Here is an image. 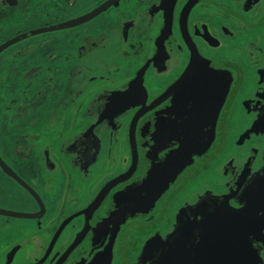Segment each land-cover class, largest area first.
I'll return each mask as SVG.
<instances>
[{
    "label": "flooded vegetation",
    "instance_id": "1",
    "mask_svg": "<svg viewBox=\"0 0 264 264\" xmlns=\"http://www.w3.org/2000/svg\"><path fill=\"white\" fill-rule=\"evenodd\" d=\"M92 1L0 0V47L32 33L0 53V110L9 90L18 96L20 93L11 99V107L29 110L37 98L36 90L44 93L45 86L54 80L67 84L57 65L70 67L76 57L73 50L62 57L54 47H74L77 41L85 44L88 32L82 34L79 29L119 4L124 11L112 16L111 33L121 28L124 43L133 42L128 43L127 61H132L130 67L134 68L132 81L138 80L127 100L108 102L104 93L98 98L95 92L86 91L88 85L78 95L77 90L66 91L61 115L38 130L33 128L35 122L23 121L19 125L26 130L24 136H14L15 127L1 130L0 119V136L6 137L8 130L7 136L12 138L8 147L11 157L0 154V159L29 187L0 168V209L33 217L0 215V264H153L171 251L170 246L160 244L173 233L178 236L171 246H177L176 240L186 237L185 226L189 225L190 234L196 236L190 244H199L198 229L203 230V224L217 216L231 220L236 232L230 239L236 254L247 245L258 264H264V214L259 212L264 195V0H121L81 25L45 30L83 17L109 0H98L93 9L76 15L83 4ZM188 4L183 17L187 39L196 45L202 63L180 93L176 108L180 109L172 118L165 119V108L173 102L169 98L139 120L135 136L138 160L134 164L132 119L191 64L180 29L181 12ZM196 21L201 23L192 32ZM206 25L218 32L211 33L215 38L210 45L194 37L205 35ZM172 48L175 52L170 51ZM167 52L170 56L166 62L154 69V62ZM70 87L77 85L70 82ZM118 91L125 89L121 86ZM206 94L214 95V101L205 102ZM114 101L124 102L122 108L101 120ZM205 103L212 108L214 104L220 106L215 127L201 125L200 117L205 112L206 118H210L208 112L212 114ZM196 110L200 113L195 123L198 135L214 133L208 151L195 156L193 164L151 208L138 207L121 218L124 208L135 202L133 197L127 202L119 200V194L132 191L145 178V158L153 134L145 137L144 123L158 117L157 130L177 136L178 126L191 120L194 123ZM13 122L11 116L6 120ZM207 140L209 137L198 149L204 148ZM245 208L249 220L237 215ZM150 240L153 243L148 245ZM145 250L149 251L144 256Z\"/></svg>",
    "mask_w": 264,
    "mask_h": 264
},
{
    "label": "water",
    "instance_id": "2",
    "mask_svg": "<svg viewBox=\"0 0 264 264\" xmlns=\"http://www.w3.org/2000/svg\"><path fill=\"white\" fill-rule=\"evenodd\" d=\"M120 1L121 0H109L103 5H101L99 8L95 9L93 12L83 17H80L74 21H71V22H68L62 25L54 26V27H51L45 30L61 31L64 29H68V28L81 25L99 16L108 8L117 5ZM187 8H190V4L186 5L181 12L180 29H181L184 41L187 47L189 48V53L191 56V64L174 84H172L163 94H161L156 99H154L150 104L141 108L135 114L134 118L132 119L131 127H130V138H131V143H132L133 150H134L133 152L134 164L138 160V153H137V149L135 145V136L137 133V124L139 120L142 117H144L147 113H149L150 111H153L155 108L160 106L163 100L165 101V100H168L169 98H172L173 102L171 106L165 108L167 110V116L165 117V119H168L169 117L173 116V114L177 113L178 110L180 109V108L176 109L178 103L180 102L178 100V97L180 96L181 92L187 89V86L189 85V83L198 74V70H199L198 67L202 63L200 61L199 52L197 50L196 45L193 43L191 39L189 38L187 39V36H188L187 28H186L187 22H185L183 19ZM168 12L169 11L166 10L167 14ZM238 19L244 22L245 25L249 24L248 21H246L245 19L241 17H238ZM184 22H185V28H186L187 35L185 34L184 29H183ZM200 23H201L200 21H196L192 25V32H194L196 28H198V25ZM206 26L207 28H205L204 31H207V32L205 35L197 36L195 34L194 37L195 38L199 37V39H201L202 42H204L207 45H210L211 41L214 40L215 38L212 36V34L216 33L217 35L218 32L213 26L211 25L210 26L206 25ZM31 34H23L5 43L3 46L0 47V53L4 49H7L8 47L16 43L21 42L31 37ZM190 43H192L193 45ZM217 47L219 46H216V48ZM170 51L175 52V49L172 48ZM169 56H170V53L167 52L165 55H162L161 57H159V59L156 62H154L153 68L154 69L158 68L159 64L162 62H166ZM214 97H215L214 95L206 94L204 96V100L205 102L206 101L213 102L214 100H212V98ZM122 103L124 102L116 101L115 103L114 101L112 104V107L108 110V112L105 115H103L101 120L110 118L117 110H120L123 106ZM206 104L212 110V114L208 112V115H210V118L208 117L207 124H210L211 126L215 127L214 124L217 121V115H219L220 106L219 104L217 105L214 104L212 108V106H210V103H205L204 107H206ZM199 114L200 113L197 110L194 112V116H193L195 119L194 123L191 120L190 124H187L182 127L178 126V128H176L178 132L177 136H175L174 133L172 134L174 136H172L171 131L166 132L162 130H157L158 124H159L158 117L154 118L153 121L149 120L144 123V125L146 126V130H147V132L145 133V137H147L148 133L153 134V137H151L149 141L151 148L149 149L146 155V158H145V167H144V173H143V176L145 178L141 183L138 184L137 187L133 188L132 191H128V192L125 191L124 193L122 192L123 194L122 193L119 194V200L122 199L123 201L127 202L129 197L131 198L133 197L134 202H135V205L132 204L124 208L120 216L121 218L128 211L135 212L138 207L139 209L145 208L147 210L148 208H151L156 203V201L169 189V186L176 181V179L184 171V169L193 164L194 162L193 157L201 156L207 151L208 149L207 146L213 140L212 138H213L214 133H212L210 136H204L201 134L200 136L198 135L199 133L195 131V129H198V128H195V125L198 122L197 115ZM204 114H206V112ZM204 114L200 117L201 125H202V121L204 120L203 119ZM143 129L141 130L142 135H144ZM208 137H209V140H207L206 142L207 144L204 142V145H203L205 147L198 149L200 148L199 147L200 142L208 139ZM161 153H164V156L162 158L159 157ZM0 168L9 177L15 179L16 181L21 183L24 187H27V185L23 181H21V179L1 159H0ZM117 183L118 181L113 182V184H117ZM28 188L29 187H27V189ZM246 214H245V217L247 216ZM0 215H6L7 217L21 218V219H25V218L27 219L31 217V216H26L23 213L11 212L8 210H3V209H0ZM222 215L225 217L227 216L226 214H222ZM217 217H214L213 220L210 222H205L203 224L204 225L203 230L198 229L197 232H199L201 236V238L197 239L199 240V244H193V243L190 244L192 236H193L190 233H193V232L191 231L189 225L185 226L186 232L184 235H186V237L176 240V244H178L177 246H171L173 245V243L175 242V239L178 236L176 235V233H173L167 239V242L165 244H162V243L160 244V247H163V248L170 246L171 251L170 252L167 251L164 258L159 259V261L157 260V262L153 264H229V261L232 260L234 256L236 255L234 245L231 243L233 239H230V237L234 238L236 231H234L232 224L229 223L231 220H227V219L222 220V217L221 218L219 217L217 218ZM30 219H33V217H31ZM241 219H245V218L241 217ZM246 219L249 220L248 217H246ZM193 238H195L196 240V236H193ZM150 241L151 242L148 243V245L153 243L152 240ZM180 245H182L183 248H180ZM246 249L249 252H251L253 256V252L250 250V247H247L246 245ZM148 251L149 250L144 251V256L148 253ZM183 252H184V255H183ZM195 261L197 263H195Z\"/></svg>",
    "mask_w": 264,
    "mask_h": 264
},
{
    "label": "crops",
    "instance_id": "3",
    "mask_svg": "<svg viewBox=\"0 0 264 264\" xmlns=\"http://www.w3.org/2000/svg\"><path fill=\"white\" fill-rule=\"evenodd\" d=\"M97 1L98 0H94L83 4L84 6L79 9V12H77L76 15L84 14L90 9H93ZM127 3L131 4L132 2ZM123 11L122 5L119 4L117 9L112 10L109 13H104L93 21H90L84 27H81L79 29L80 33L83 34L88 32V35L86 36L88 40L85 44L78 43L77 41L74 47L63 48L60 44L54 47V50L62 57L68 55L72 50L76 57V60L73 61L74 63L70 67L69 64H62L64 67H60L61 63L57 65V69H61V71L64 72L62 76L65 74V78L68 79L67 84L62 85L59 82H55L54 79L58 76L55 75L53 79L54 81L45 86L46 89L44 93H39L38 90L34 92L37 93V98L35 102L29 106V110H23L17 107L12 108L11 99L20 97V93L18 96L14 90L7 91L6 98L1 102V130L3 129L4 131L6 128L15 127L14 130L16 131H14V136H24L26 130L22 129L19 125L22 124L23 121L26 124L29 123V121L35 122L33 128H35V130L41 129L47 121L61 115L60 112L62 113V110H60V108H64L63 100L65 99L66 91L67 93H71L72 91L77 90L78 95L81 91L84 93L83 89H86L85 85L89 86L86 91L95 92L99 96L98 98H101L103 93V95L109 96V99L107 100L108 102L115 99L127 100L129 98L128 93L138 86L137 79L132 81L134 75L132 73L134 68L130 67V65L132 66V61L131 64L130 61H127L129 57L127 54L128 43L132 44L133 42L129 41L128 43H124L126 40H124L122 36V29H116L117 31L115 30V32L111 33L114 29L111 28L112 26L109 24V22L112 21V16L116 14V12L123 13ZM96 49H99L100 51H97ZM78 59L80 61H78ZM70 82L77 85V87L74 89L71 88ZM123 83H127V85H124ZM121 86L125 91H123V93H118ZM97 95L93 96L92 101ZM20 102H22V97ZM20 105H22V103H20ZM106 105H108L107 102ZM66 106L67 105H65V109ZM103 109L99 110L100 113ZM9 116H11V119H14L13 123H6ZM203 119L202 125L207 123L208 118L204 116ZM108 126L111 128V125ZM5 132L6 137L3 138L0 136V146L2 148L4 142L9 143L8 146L5 145L4 149L7 156L11 157L12 153L11 150H8V147L12 143V138H8V130ZM211 144L212 141L208 144V149ZM2 178L5 179L4 177Z\"/></svg>",
    "mask_w": 264,
    "mask_h": 264
},
{
    "label": "snow or ice",
    "instance_id": "4",
    "mask_svg": "<svg viewBox=\"0 0 264 264\" xmlns=\"http://www.w3.org/2000/svg\"><path fill=\"white\" fill-rule=\"evenodd\" d=\"M264 123V121H262ZM248 212V209L245 208L243 212L237 213L239 216H244ZM259 212L264 214V195L261 198V204L259 207ZM261 222L264 224V215L261 217ZM229 264H258L257 260L253 258L251 252L247 249L241 248L232 260L229 261Z\"/></svg>",
    "mask_w": 264,
    "mask_h": 264
},
{
    "label": "rangeland",
    "instance_id": "5",
    "mask_svg": "<svg viewBox=\"0 0 264 264\" xmlns=\"http://www.w3.org/2000/svg\"><path fill=\"white\" fill-rule=\"evenodd\" d=\"M0 150H1V155L3 156V158H5V156H7V153H6V151H5V149H4V146L1 148V146H0ZM0 177H1V175H0ZM11 189H12V187H10ZM14 189V188H13ZM17 190V189H16ZM1 201V200H0Z\"/></svg>",
    "mask_w": 264,
    "mask_h": 264
}]
</instances>
